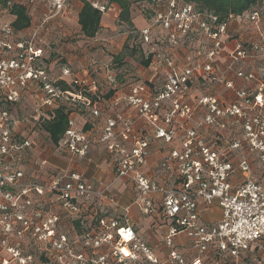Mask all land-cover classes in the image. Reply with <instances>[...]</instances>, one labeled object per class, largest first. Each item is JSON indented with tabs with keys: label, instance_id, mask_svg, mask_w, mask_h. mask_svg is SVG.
<instances>
[{
	"label": "built area",
	"instance_id": "built-area-1",
	"mask_svg": "<svg viewBox=\"0 0 264 264\" xmlns=\"http://www.w3.org/2000/svg\"><path fill=\"white\" fill-rule=\"evenodd\" d=\"M69 1L0 0V264H96L95 247L102 244L110 247L118 264H264V187L252 178L250 159L244 155L247 151L264 165V83L250 92L236 89L229 78L256 80L242 65L246 60H264L262 11L218 23L213 14L196 11L192 4L155 0L145 28L134 33L143 59H149L146 69L161 72L160 82L131 81L117 90L121 72L106 65L104 87L113 94L89 102L82 91L100 97L96 80L73 78L68 83V67L52 79L42 65L41 33L64 17ZM86 1L102 15L113 6ZM14 5L22 6L33 22L27 33L12 26ZM233 19L251 24L254 36L237 38L226 50L228 23ZM182 50L187 56L178 65L173 55ZM221 57L224 70L218 69ZM197 81L208 93L191 101ZM30 84L40 87L43 100L32 114L19 118L15 105ZM60 84L75 92L61 90ZM216 86L231 91L235 99L215 94ZM82 105L90 118L102 120L99 127L92 124L83 130ZM58 106L78 108V113H70L54 145L57 153L68 156L70 165L99 147L115 179L134 188V203L142 215L156 212L154 196L160 195L161 216L169 221L162 241L167 250L164 261L134 232L128 207L119 218L99 219L91 230L92 207L101 201L116 204L107 188L84 181L70 168L49 171L43 182L26 173L24 163L33 146L30 137ZM199 112L203 117L194 121ZM139 122L142 128L137 127ZM22 123L31 125L28 137L18 130ZM211 129L227 135L209 139L206 133ZM151 138L162 144L179 143L162 165L169 169L174 164L173 185L156 184L145 173ZM235 153L240 156L236 167ZM237 171L242 176L239 183L233 182ZM44 195L49 199L47 208L38 204ZM215 203L221 218L205 224L200 209ZM178 237L185 239L186 252L178 250ZM85 250L93 251L90 258ZM104 261V256L97 259L100 264Z\"/></svg>",
	"mask_w": 264,
	"mask_h": 264
},
{
	"label": "crops",
	"instance_id": "crops-1",
	"mask_svg": "<svg viewBox=\"0 0 264 264\" xmlns=\"http://www.w3.org/2000/svg\"><path fill=\"white\" fill-rule=\"evenodd\" d=\"M113 5V4H112ZM82 7L81 0H70L66 9H65V18L64 20L67 21L65 23L67 30H68V24L73 20L76 22V26L78 28L79 32V26L77 23V14L78 11ZM260 7H255L252 10H261ZM262 8V16L264 14V7ZM38 9V8H36ZM34 12V10H33ZM110 12L114 13V18L118 17V9L117 7L110 6ZM251 12V11H250ZM250 12H247L245 14H249ZM111 19V15L109 12L105 13L102 16V20L100 23V31L98 34L104 33V31H107L106 29L109 27V22ZM131 19H132V25L136 27L138 30L145 28L147 21L145 17L136 9L132 8L131 10ZM263 20V17H262ZM105 21V24L103 25V22ZM64 22V21H63ZM53 23V24H52ZM52 25H55V23L59 24L61 22L54 21L52 22ZM33 22H30V25L32 26ZM50 24V25H51ZM263 24V21H262ZM49 25V26H50ZM228 31H227V44H226V50H230L233 46L234 41H236L237 38L243 39V40H249L250 38H253L254 36V30L252 28V25L246 23V22H239L237 19L230 20L228 23ZM49 26L41 33V39L44 41L42 42L43 46V61L46 60V52L49 44V41L54 39L55 34L52 36V33L50 31ZM29 28V27H28ZM49 29V30H48ZM28 29H24L22 31H25L26 33ZM98 34L92 38L89 39L87 42H92V47H97L98 44H96V39H98ZM52 37V38H51ZM128 37V36H127ZM126 37V39H127ZM83 38V37H82ZM87 40V39H86ZM102 45V44H100ZM184 53L177 52L174 56V61L178 63V65H181L185 62V50ZM60 52V51H57ZM100 51L96 49L92 56L93 59L90 60L88 63H84L81 58V54H86V50L81 48V51H62L60 54L64 56V58L67 60L66 65L56 68L57 61H51L47 64L46 71L50 78H56L62 67H68L71 70V76L67 77V82H71L73 78H86L84 80L89 81L90 78L88 77V68H92L91 71H99L101 74L99 75L100 78L103 80H96L98 83V86L100 89H104V85H100V82H104L105 78V66L107 64V60H103L101 58V55L99 53ZM59 54V53H58ZM137 56H139V53H136ZM85 59V57L83 58ZM140 59V58H139ZM224 59L225 57H221L218 61V69L222 70L224 66ZM79 70H75V69ZM242 70L246 73L253 72L256 80H254L251 83L244 82L242 79H235L232 75L229 76L231 80H233V83H235V88L237 89H245L252 92V90H255L258 86V83H261L263 77H264V60L261 59H251L246 60L244 64L242 65ZM136 71L134 74L127 73L126 71H123L122 76L118 80V87L117 90L120 89L122 86V83L126 82H134V81H144V82H155L158 84L161 80V72H154L150 69L147 70L146 67H143L140 62L138 66L135 68ZM224 70V69H223ZM93 79V78H92ZM95 80V79H94ZM106 88V87H105ZM102 94V90L100 91ZM107 92V91H106ZM208 92L206 91L205 87L200 84V82H194L192 91H191V97L190 100L193 101L194 97H200ZM215 94L219 96H226L229 100H234L233 93L231 91H226L222 87L216 86ZM264 97V91L262 93ZM43 93L40 90V87L36 84H30L27 89L21 91L20 94V101L17 103L16 106V116L21 118L26 116L27 114L25 108L32 107L34 108L38 107L40 103L43 100ZM50 110V109H48ZM203 117V113L199 112L196 113L194 116V121L200 120ZM78 122H81V120L77 117H75ZM90 121V126L92 124L95 127H99L102 124V120L99 118H86V122ZM85 122L82 120V125ZM143 123H137L138 128H142ZM29 128H31V125H26L22 123L19 127V132L23 135L28 137ZM44 134V133H43ZM42 134V135H43ZM207 137L210 139L212 136L220 135L221 137H224L227 135V131L219 132L215 131L214 129L209 130L206 133ZM45 136V137H44ZM33 139V146L29 150L28 156L25 160L24 167L26 170V173L29 176H34L38 178L40 182H43L48 177L49 171H61L65 169H75L78 172L82 174V178L84 181L94 184L98 188H107L110 192L111 196L115 199L116 204H110L106 202H99V208L103 215L106 216V218H119L123 215V209L128 207L129 213L128 218L131 221L132 227L134 232H136L137 236L140 237V239L145 242L148 246L151 247L152 250H154L157 257L164 261L167 250L163 246L162 241L164 237L167 235L168 231L167 228L169 226V221L165 220L161 216V197L160 195L156 194L154 196L157 210L154 212L151 216H144L141 214L139 207L134 203V200L136 198V192L132 185L125 181V180H116L115 175L113 174L112 169L108 166L107 160H105V154L103 153L102 149L99 147H94L92 151L89 154V157L87 159L82 160H76L74 164H69V158L66 155H61L57 153V151L54 148V145L50 142L47 134L45 133L43 137L37 133V130L31 135L30 137ZM43 138L47 139V142L44 141ZM151 144V153L149 156V160L147 163V166L145 167V173L147 176L153 180L156 184L159 185H173L174 184V178H175V167L174 164H170L169 169H165L162 167L163 163L166 161L167 156L171 149L174 147H178L179 143L173 142L171 144H162L159 141L153 140L151 138L150 141ZM244 155L247 156L250 159L251 164V171H252V178L255 179L260 185H263L264 187V165L259 161L258 157L255 155H250L247 151L244 152ZM235 158L233 159V163L235 167L239 163L240 156L235 153ZM42 162L45 164L42 165ZM256 168H258L256 170ZM242 180V176L240 171H237L233 177V182L239 183V181ZM200 216L202 222L205 224H211L215 223L220 220V208L215 203L211 205L210 208H201L200 209ZM185 239L183 237H178L177 239V246L178 250L181 252H186L187 246L185 245Z\"/></svg>",
	"mask_w": 264,
	"mask_h": 264
},
{
	"label": "trees",
	"instance_id": "trees-1",
	"mask_svg": "<svg viewBox=\"0 0 264 264\" xmlns=\"http://www.w3.org/2000/svg\"><path fill=\"white\" fill-rule=\"evenodd\" d=\"M155 0H109L108 4H113L118 9V17L117 24L125 28L128 32V37L126 41L129 39L131 45L126 44L124 46V50L129 51V55L134 56V53H139L140 64L143 67H147L149 64V59L144 60L141 55V50L139 47L138 36L134 33L138 29L132 25L131 19V10L132 8H136L139 12L142 10L144 13V17H150L152 12V8L154 7ZM185 4L193 5L194 9L199 12H209L217 17L218 23L228 20L230 17L240 16L244 13L252 11L255 7H260L263 5L264 0H180ZM82 7L78 11L77 14V23L79 26V32L82 37L89 40L94 38L98 32L100 31V23L102 20V14L93 8L89 1L81 0ZM147 7L148 10L144 11V8ZM12 26L16 31L27 29L30 26V19L27 11L20 5H14L10 11ZM136 50V51H135ZM121 55H117L114 58V62L118 65L122 63ZM122 76V72L117 75V80ZM60 88L63 91H70L72 93L75 92L72 87H68L65 84H60ZM113 94L112 90L105 92V94H100L99 96L84 94V90L82 91V97L84 95L89 100V102L97 101L99 98L102 100L108 99ZM78 108H66L65 106H58L53 108L50 112L52 117L44 121L40 128H42L43 132L47 134L52 145H56L59 138L63 135L67 122L69 119L70 113H78ZM82 120L85 122L83 130L85 131L90 127V121L86 118H90L88 113H85V107L82 105ZM105 217L102 214L100 208L98 206L92 207V219H93V229L96 227L95 223L98 222L99 219ZM111 249L110 247L102 244L95 247V261L101 256L105 257V264H118L111 257ZM97 264H100L97 262Z\"/></svg>",
	"mask_w": 264,
	"mask_h": 264
},
{
	"label": "rangeland",
	"instance_id": "rangeland-1",
	"mask_svg": "<svg viewBox=\"0 0 264 264\" xmlns=\"http://www.w3.org/2000/svg\"><path fill=\"white\" fill-rule=\"evenodd\" d=\"M100 3L102 4H107L109 0H98ZM114 6V5H113ZM263 6V5H262ZM134 8V7H133ZM261 6H260V8ZM109 14L111 15V19L109 22V27L106 29L107 31H104V33L102 34H98V39H96V44H98L97 47H92V42H87L88 40H86L85 38H82V35L80 32H78V28L76 26V22L75 20L72 19V21L68 24V30L67 27L65 25V23H67V21L64 20L65 18V14L64 17L60 20H58V22H61L59 24L55 23V25H46L45 29L49 26L50 31L52 33V36L55 34V32L57 34H55L54 39L52 40H47L49 41V44L47 45L48 49L46 52V60L43 61V67L46 69L47 64L50 63L51 61H57L56 63V68L61 67L66 65L67 60L64 58V56L62 54H60L62 51H81V48L86 50V54H81V58L82 61H84V63H88L90 60L93 59V52L98 49L101 55V58H103V60H107V64L106 65H110L112 67V69L117 72L120 73L123 71H126L127 73H131L134 74L136 71L135 68L138 66L139 62H140V57L137 56L136 53H134V56L129 55V51L124 50V46L126 44H128L129 46L131 45L130 40L128 39L126 41V37L128 36V32L125 28H123L122 26H119L117 24V18H114L115 14L109 11ZM263 23H264V14H263ZM64 21V22H63ZM105 24V21L103 22V25ZM45 29L43 31H45ZM49 30V29H48ZM52 38V37H51ZM40 40L43 42L44 40L41 39ZM102 44V45H100ZM60 51V52H57ZM136 51V50H135ZM59 53V54H58ZM117 55H121L122 59V63L120 65H118L116 62H114V58ZM85 57V59H83ZM75 69V68H74ZM47 70V69H46ZM75 70H79V69H75ZM88 72V77L87 78H93L95 80H103V78H100V74L101 72L99 71H91L93 70L92 68H88L87 69ZM81 79V78H80ZM83 79L86 78H82V82ZM100 85H104L103 82H100ZM108 88L101 89L103 94H105V92L107 91ZM34 106L32 107H27L25 108L24 111H26L25 114L29 115L32 114V112L34 111ZM37 130V133L39 135H41L43 137V135L45 134L42 130V128H39L38 126L35 128V131ZM44 133V134H43ZM43 134V135H42ZM45 137V136H44ZM45 142H47L46 138H43ZM258 168H256L257 170ZM42 200H38V204L40 206H42L43 208H47L49 203V199L46 198V195H44L42 197ZM106 218V216H105ZM116 219V218H114ZM87 224L89 225L90 222L87 221ZM90 228L91 230L93 229V223L90 224ZM90 230V231H91ZM94 234H96V231L93 232ZM92 250H85L84 254L87 257H91L92 256ZM97 264V261H95ZM105 262V261H104Z\"/></svg>",
	"mask_w": 264,
	"mask_h": 264
}]
</instances>
